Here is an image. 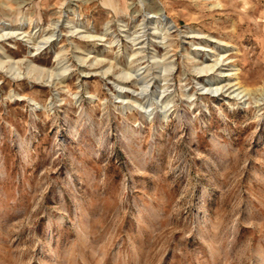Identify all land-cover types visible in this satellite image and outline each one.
<instances>
[{
	"label": "rangeland",
	"instance_id": "1",
	"mask_svg": "<svg viewBox=\"0 0 264 264\" xmlns=\"http://www.w3.org/2000/svg\"><path fill=\"white\" fill-rule=\"evenodd\" d=\"M0 264H264V0H0Z\"/></svg>",
	"mask_w": 264,
	"mask_h": 264
},
{
	"label": "bare ground",
	"instance_id": "2",
	"mask_svg": "<svg viewBox=\"0 0 264 264\" xmlns=\"http://www.w3.org/2000/svg\"><path fill=\"white\" fill-rule=\"evenodd\" d=\"M5 42V41H4ZM141 54V53H140ZM209 72V71H208ZM203 73V72H202ZM57 76V75H56ZM44 77V76H43ZM36 78V77H35ZM59 83V82H58ZM243 91V90H242ZM247 92H248V90H247ZM241 93H243V92H241ZM245 97V96H244Z\"/></svg>",
	"mask_w": 264,
	"mask_h": 264
}]
</instances>
